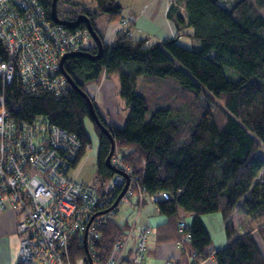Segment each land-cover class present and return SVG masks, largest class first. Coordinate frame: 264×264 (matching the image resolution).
I'll use <instances>...</instances> for the list:
<instances>
[{
    "label": "trees",
    "instance_id": "obj_1",
    "mask_svg": "<svg viewBox=\"0 0 264 264\" xmlns=\"http://www.w3.org/2000/svg\"><path fill=\"white\" fill-rule=\"evenodd\" d=\"M41 1L53 21V0ZM95 1L96 9L82 5L69 10L61 9L69 0H58V15L72 21L79 15L87 17L101 39L102 54L96 57L99 44L87 23L67 26L89 34L77 50L83 55L68 57L64 70L91 96L109 135L96 124L87 98L71 86L62 70L69 87L60 93L25 88L19 75L10 85L0 77V94L6 98L10 116L19 124H54L76 136L82 147L71 169L91 146L90 121L99 140L100 191L118 173L107 165L114 140L112 157L118 154L138 176L141 211L150 203L170 222V232L165 230L167 236L158 239L179 240L180 255L167 260L190 264L189 256L195 253L193 263L199 264L210 257L212 238L202 217L218 213L225 221L229 244L214 252L216 264H264L260 246V241L264 243V157L259 155L264 145V0H233L231 8L222 7L218 0H171L178 25L186 21L190 28L180 31V36L189 33L197 41L190 47L179 37L138 39L132 31L135 23L120 28L108 43L96 25L98 14L108 13L110 22L132 15L124 16L118 0ZM182 7L186 20L178 12ZM6 55L0 39V57ZM113 75L118 77L127 108L123 127L105 121L89 90L103 76ZM126 182L116 187L112 204ZM161 193L168 197L151 201ZM140 197L134 195L131 206L137 209ZM116 213L117 209L106 216L89 249L77 235L69 238L67 256L73 264L78 260L90 264L92 254L99 261L109 255L113 242L129 225L128 220L119 223ZM187 215L191 223L186 222L188 228L181 232L179 222L186 221Z\"/></svg>",
    "mask_w": 264,
    "mask_h": 264
},
{
    "label": "built area",
    "instance_id": "obj_2",
    "mask_svg": "<svg viewBox=\"0 0 264 264\" xmlns=\"http://www.w3.org/2000/svg\"><path fill=\"white\" fill-rule=\"evenodd\" d=\"M218 4L231 8L233 0H218ZM136 20L133 15L124 18L122 29ZM88 34L87 30L71 31L48 20L41 0H0V39L7 52L0 57V77L10 85L19 75L30 90L42 87L65 92L69 82L61 74V59L77 51ZM81 147L76 136L57 125L17 123L10 116L5 96L0 94V208L18 209L22 214L16 227L22 236L17 264H73L67 256L71 236L77 235L89 249L99 237L97 228L106 216L119 205L131 206L134 195L142 196L138 176L118 154L111 163L122 173H116L103 191L70 177L71 162ZM127 178L129 185L118 206L105 212L113 205L116 187ZM167 197L161 193L151 201ZM141 206L140 197L137 214L128 222L126 232L113 242L104 260L92 254L94 264H143L148 238L157 229L138 226ZM187 228L186 221L179 222L181 232ZM186 236L191 234L187 232ZM195 255L189 256L190 264H194ZM76 264L84 262L78 260ZM165 264L179 263L170 259Z\"/></svg>",
    "mask_w": 264,
    "mask_h": 264
},
{
    "label": "crops",
    "instance_id": "obj_3",
    "mask_svg": "<svg viewBox=\"0 0 264 264\" xmlns=\"http://www.w3.org/2000/svg\"><path fill=\"white\" fill-rule=\"evenodd\" d=\"M136 3L137 5L129 13H124V16L134 15L137 17L132 28L133 35L136 38L161 41L179 37L181 43L186 46L190 47L197 44V41L194 38L192 39L189 33L180 36V31L189 32L190 28L186 21L181 26L178 25L171 0H136ZM181 6H184L183 3ZM178 12H181L185 17L183 7ZM119 28L120 21H117L110 22L101 30L105 41L108 43L112 42ZM89 90L91 95L95 97L98 111L105 121L118 127H123L127 118V108L120 97L118 77L115 75L103 76L100 83L91 84ZM73 179L78 181L75 178ZM145 208L143 210H147L146 216L138 226H154L158 231L148 238L146 256L149 255L151 261H155L156 264H165L170 257H178L180 255L179 240L165 242L158 239L160 236L163 238L167 236H165V230L170 232V228L168 229L170 222L152 204L147 203ZM21 219L20 210L0 208V264H17L22 236L18 234L16 227ZM206 219L203 221L212 238V255L200 264H216L214 252L229 244L225 231V221L218 213L207 215ZM185 220L190 225L191 218L190 220ZM139 222H141V218Z\"/></svg>",
    "mask_w": 264,
    "mask_h": 264
},
{
    "label": "rangeland",
    "instance_id": "obj_4",
    "mask_svg": "<svg viewBox=\"0 0 264 264\" xmlns=\"http://www.w3.org/2000/svg\"><path fill=\"white\" fill-rule=\"evenodd\" d=\"M120 5L122 6L123 13H129L130 10L137 5L136 0H118ZM85 5L89 6L90 8L96 9L97 3L95 0H69V2L63 4L61 6V9H78L80 6ZM264 14V9L261 10ZM63 12V10H62ZM109 21V15L106 12H100L96 19V25L99 28V30H103L108 24ZM120 28H122L121 22H120ZM119 28V29H120ZM226 73H229V70H225ZM150 116V113H148V117ZM87 129L91 136V146L87 150L85 156L81 159V161L78 163V165L75 168H72L70 171V177L77 179L78 181L90 183L91 185L101 188V185L98 181V175H97V156H98V148H99V140L98 136L93 129L92 123L90 121H87ZM259 155L264 157V145L261 146L259 150ZM106 188V185H105ZM242 203V200L240 201ZM146 209V208H145ZM147 210H143L141 212V222L143 221V218L146 216ZM137 214V209L133 206H129L127 204L119 205L117 208V213L115 214V218L118 220L119 223L125 224V222L131 221ZM191 216H186L187 220H190ZM203 220L207 218V215H204ZM207 220V219H206ZM262 245V248L264 249V243L263 241H260V246ZM148 254V253H147ZM143 264H156L155 261H151V258L149 255L146 256L145 261Z\"/></svg>",
    "mask_w": 264,
    "mask_h": 264
},
{
    "label": "water",
    "instance_id": "obj_5",
    "mask_svg": "<svg viewBox=\"0 0 264 264\" xmlns=\"http://www.w3.org/2000/svg\"><path fill=\"white\" fill-rule=\"evenodd\" d=\"M51 16H52V19H53L54 22H56L58 24L66 25V26H69V27H75V26L79 25L81 22L87 23V26L89 28V31H90L91 35L94 36V38L97 40V42L99 44V50L100 51H99V54L96 57H99L102 54V42H101V39L99 38L97 32L95 31L94 27L92 26L91 22L89 21V19L87 17H85L83 15H79L78 18L76 20H74V21L60 18L59 15H58V0H53V2H52ZM77 55H83V53L76 51V52L65 54L62 57V59H61V70H62L63 74L66 75V77L68 78L71 86L73 88H75L76 90H78L79 92H81L87 98V100H88V102L90 104L92 116H93L96 124L103 131H105L109 135L107 128L103 125V123L101 122V120L99 118V115H98V113L96 111V108L94 107V104H93L91 96L86 91L81 90L75 84L74 80L69 75H67V73L64 70V62H65V60L68 57H70V56H77ZM114 149H115V144H114V140H113V147H112V151H111L109 157L107 158V165L109 167L113 168L115 171L122 173L120 170H116L114 168V166H112L111 157L113 155ZM128 185H129V179L127 178V182L125 184V187L122 190V192L120 193V195L118 196V198L116 199L115 203L110 208L105 210V212L111 211V210L115 209V207L118 206L121 198L123 197V195L125 194V192H126V190L128 188ZM88 255H89V252H88ZM89 260H90V264H94V262L92 261V258H91L90 255H89Z\"/></svg>",
    "mask_w": 264,
    "mask_h": 264
}]
</instances>
